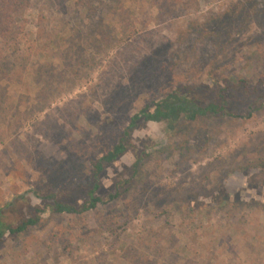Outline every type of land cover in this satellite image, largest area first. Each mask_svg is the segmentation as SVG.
Returning <instances> with one entry per match:
<instances>
[{"label":"rangeland","instance_id":"rangeland-1","mask_svg":"<svg viewBox=\"0 0 264 264\" xmlns=\"http://www.w3.org/2000/svg\"><path fill=\"white\" fill-rule=\"evenodd\" d=\"M29 1L0 72V206L46 208L0 242V264H264V0ZM240 80L258 91L230 114L132 128L96 208L38 197L85 204L93 162L147 103L177 90L207 104Z\"/></svg>","mask_w":264,"mask_h":264},{"label":"trees","instance_id":"trees-1","mask_svg":"<svg viewBox=\"0 0 264 264\" xmlns=\"http://www.w3.org/2000/svg\"><path fill=\"white\" fill-rule=\"evenodd\" d=\"M93 1V0H90ZM102 1V0H99ZM87 0H81L83 6L88 5ZM30 4L29 0H0V72L6 78L5 69L2 67L3 61L6 57L5 46L21 45L24 40V34L26 31V19L25 11ZM264 82V81H263ZM229 90L231 92H229ZM258 91L257 85L251 87L246 80H240L235 85L226 84L220 88V92L215 96V100L207 101V104H201L197 100V97L192 95L182 94L175 90L167 94L162 99L156 101L152 100L146 104V106L137 114H135L130 121V125L121 137L113 146H111L101 157L93 162L94 165V178L96 185L90 191V199L81 206L71 205L69 203L61 202L57 200V195L51 193L46 197L38 194L42 200H49L52 203L49 207L53 208L57 212H72L78 213L89 209L96 208L99 203L103 202L100 196H96L95 193L99 188L98 178L104 169L106 163L116 161L120 156L126 153L131 145H133V136L131 129L135 128L140 121L164 123L168 130H176L182 126L184 121H191L198 116L206 114L223 115L230 114L231 107L234 106V102L248 96L256 95ZM137 159L134 166L135 176L141 173L139 162ZM133 176L126 181V188L129 187V182L134 186L136 180ZM131 180V181H130ZM33 192V191H32ZM121 188L115 194L110 197L121 194ZM28 196L22 194L14 198L13 201L0 206V242L6 240L7 235H20L27 231L30 227L39 223L42 214L45 212V208L36 206L33 210H28V217H23V209L27 206Z\"/></svg>","mask_w":264,"mask_h":264}]
</instances>
